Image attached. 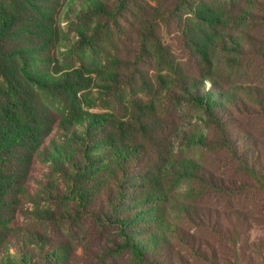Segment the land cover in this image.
Instances as JSON below:
<instances>
[{"label": "trees", "instance_id": "1", "mask_svg": "<svg viewBox=\"0 0 264 264\" xmlns=\"http://www.w3.org/2000/svg\"><path fill=\"white\" fill-rule=\"evenodd\" d=\"M255 60L264 0H0V264H264Z\"/></svg>", "mask_w": 264, "mask_h": 264}, {"label": "rangeland", "instance_id": "2", "mask_svg": "<svg viewBox=\"0 0 264 264\" xmlns=\"http://www.w3.org/2000/svg\"><path fill=\"white\" fill-rule=\"evenodd\" d=\"M165 39L168 40V37L166 36ZM261 65L262 68L264 67L263 63H260V61L255 60L252 63V66L255 67L257 65ZM224 83L227 86H230L231 84L233 85H239V84H247L251 87H255L257 85L261 86V90L264 93V77H262L261 79L255 77L254 75L251 74V71L248 73H244V74H233V75H229L228 77L224 78ZM192 114L190 112L184 111V109H181L179 112H177L175 114V124L177 126H185L186 128L188 126H186V124L188 123H198V126H200L201 124H203V121L201 120H196L195 118L191 117ZM234 122L236 124L237 127H241V128H245L247 130H249V132L258 140H264V117H262L261 115H253V109H249L248 111H240L239 113H235V115L233 116ZM231 131H233L234 129H230V127L228 128ZM212 131H208V135L212 136ZM231 135H234L233 133H231ZM174 146V145H173ZM174 152V156L175 159H179V157H186L189 158L191 160H194L195 162H198L200 165H202L207 172H210L216 176L218 175H226L230 173V180H235L238 178V174L235 173V164L230 160V169H228V162H227V156L222 153V154H216V153H210V152H203V151H199L196 149H183L182 151L176 149H173ZM183 189V188H182ZM238 202H242L241 205L238 204ZM249 200H245V199H234V207L236 208H242L243 205L248 204ZM209 204V200L208 199H204L199 205L201 206H207ZM216 205H212V207H214ZM229 210V208H228ZM227 210V211H228ZM219 212L221 213L220 216V222L223 225H226V219L224 218V216L222 215L224 212L222 209L219 210ZM226 212V211H225ZM228 213V212H227ZM251 220V225H252V231L248 232V236L249 238L247 239L248 244L255 242L257 240H264V229H262L263 227L260 224H256L254 223V221L250 218ZM181 226L187 228V225L185 223H182ZM243 237H246L243 235ZM248 252H252V250H248Z\"/></svg>", "mask_w": 264, "mask_h": 264}]
</instances>
